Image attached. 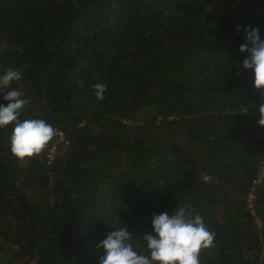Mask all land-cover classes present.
<instances>
[{
    "label": "trees",
    "instance_id": "1",
    "mask_svg": "<svg viewBox=\"0 0 264 264\" xmlns=\"http://www.w3.org/2000/svg\"><path fill=\"white\" fill-rule=\"evenodd\" d=\"M245 27L264 39V0H0V74L22 73L0 105L19 90L20 121L63 134L18 163L0 128V264H99L120 226L143 251L154 215L189 206L215 234L200 264H264Z\"/></svg>",
    "mask_w": 264,
    "mask_h": 264
},
{
    "label": "clouds",
    "instance_id": "2",
    "mask_svg": "<svg viewBox=\"0 0 264 264\" xmlns=\"http://www.w3.org/2000/svg\"><path fill=\"white\" fill-rule=\"evenodd\" d=\"M237 31H241L238 27ZM245 39L239 51L247 54L242 69L253 73V86L264 90V39L259 29H243ZM22 79L18 69L8 68L0 74V93L9 89L13 82ZM97 102L105 99L107 85L96 83L93 86ZM19 90H8L3 99L7 106L0 105V128L14 124L10 136V152L18 163H27L39 156L56 136V129L43 119H25L20 121L21 111L29 101L22 98ZM264 98V93H262ZM258 125L264 128V103L259 106ZM205 183H211L212 177L200 173ZM153 234L141 237L146 245L143 251L138 250L133 235L126 228L119 227L106 236L97 245L104 250L99 264H200L199 254L202 249L213 245L215 234L204 223V218L195 213L191 206L178 207L169 215L167 212L154 215L152 218Z\"/></svg>",
    "mask_w": 264,
    "mask_h": 264
},
{
    "label": "built area",
    "instance_id": "3",
    "mask_svg": "<svg viewBox=\"0 0 264 264\" xmlns=\"http://www.w3.org/2000/svg\"><path fill=\"white\" fill-rule=\"evenodd\" d=\"M56 137L59 141H62L63 140V134L56 130ZM56 145H52V147L50 148V151H49V154L47 155L48 159L49 160H52L53 159V156L55 154V150H56ZM260 173L259 175L256 177V179L253 181V184L255 186H258L264 179V158L262 159V161L260 162ZM251 197V196H250Z\"/></svg>",
    "mask_w": 264,
    "mask_h": 264
},
{
    "label": "rangeland",
    "instance_id": "4",
    "mask_svg": "<svg viewBox=\"0 0 264 264\" xmlns=\"http://www.w3.org/2000/svg\"><path fill=\"white\" fill-rule=\"evenodd\" d=\"M1 256V255H0Z\"/></svg>",
    "mask_w": 264,
    "mask_h": 264
}]
</instances>
